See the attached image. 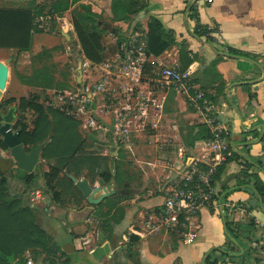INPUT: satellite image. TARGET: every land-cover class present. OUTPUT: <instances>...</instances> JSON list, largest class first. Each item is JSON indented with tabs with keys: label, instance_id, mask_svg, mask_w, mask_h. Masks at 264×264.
<instances>
[{
	"label": "crops",
	"instance_id": "crops-1",
	"mask_svg": "<svg viewBox=\"0 0 264 264\" xmlns=\"http://www.w3.org/2000/svg\"><path fill=\"white\" fill-rule=\"evenodd\" d=\"M111 1L79 0L62 13L67 28L71 27V10H80L77 4L81 3L97 16L98 25L106 31L101 38L103 44H109L117 34L124 35L129 31V25L112 17ZM146 3V8L132 15L133 21L145 31L147 16H153L173 36V41L163 52L156 56L150 54L153 66L176 67L185 72L188 80H194L203 93L215 96L213 108L218 112L234 152L223 164L215 184L217 190H224V198L245 205L243 214L233 215L244 235L232 244L228 243L225 221L229 219L211 207H201L193 217L191 227L197 236L191 244L183 243L181 233L152 228L167 191L175 187L178 176L191 162L205 152L204 139L201 136L193 139L201 121L189 106L186 92L180 86L149 79L138 84L141 92L150 99V105L146 127L133 133L135 140L128 139L121 145L105 139V144H93L99 154L109 157V181L100 183L99 178H95L91 183L86 171L80 177H74L86 179L92 190L97 189L94 197L110 191L118 196L117 205L121 206L122 213L111 225L108 238L99 229L97 234L90 231L89 220L95 204H90L83 196L86 206H71V199L57 206L45 190L38 201L31 204L34 208L42 205L41 212L33 210L35 223L46 232L47 227L55 224L52 223L54 220L64 219L70 229L66 237L82 235L85 231L89 237L91 233L95 234L94 240L83 239L82 250L74 248L83 254L84 258L79 261L85 264H203L204 256L213 249L225 253L218 257V264H264L262 249L254 254L247 252L248 241L264 240V194L259 196L250 189L232 187V178L242 167L244 156L260 160L259 170L256 167L249 170L257 171L264 184V0H146ZM55 20L60 25L57 16ZM106 26L115 29L116 34ZM199 28L205 32L197 35L194 30ZM60 29L64 30L62 26ZM59 34L65 46L67 39H74L77 54L82 57L72 29L69 35L63 31ZM228 49L248 56L231 55ZM180 53L183 61L191 60L184 69L178 60ZM7 74L6 67V81ZM219 81L224 84L222 91H219ZM78 131L84 138L91 133L83 130L80 124ZM170 142L172 146L166 150V143ZM162 146L163 150L158 148ZM123 153L128 161L122 163ZM163 158L166 159L163 161ZM41 162L42 168L32 182L44 184L41 173L48 171V165ZM12 173L10 178L5 177L9 195L18 192H13L11 185L15 189L21 185L19 176ZM30 260L35 264L33 259ZM23 264H26V256Z\"/></svg>",
	"mask_w": 264,
	"mask_h": 264
},
{
	"label": "trees",
	"instance_id": "trees-1",
	"mask_svg": "<svg viewBox=\"0 0 264 264\" xmlns=\"http://www.w3.org/2000/svg\"><path fill=\"white\" fill-rule=\"evenodd\" d=\"M12 1H19L21 4L12 7H0V49H14L19 52L28 50L31 45L32 35L42 31V25L38 20L39 16L47 15L49 17L48 21L52 24L50 28L56 30L53 18L61 16L64 11L79 0ZM77 5L80 10L75 8L71 10L73 12H71L72 32L75 35L82 55L91 62H98L102 60L104 48L107 46L101 41L102 35L106 31L98 25L97 16L91 13L86 5L81 3ZM146 7V0H112L110 11L113 18L126 22L130 29L132 27L140 29L138 23L133 21L132 15ZM145 25L147 52L156 56L171 44L173 41L172 33L164 30L162 24L150 15L147 16ZM194 32L199 35L204 33L205 30L199 28L195 29ZM121 37L119 34L116 35L117 39ZM227 52L236 56H248L246 53L234 49H228ZM180 56L181 53L178 55V60L181 64V69H184L191 60L187 58L183 61ZM150 70L151 66L147 63L144 71L149 73ZM193 81L190 80L191 83H194ZM219 83L221 86L219 91H222L224 84L222 81H219ZM41 85L44 89L52 88L55 90H62L67 87L65 84L61 86L53 85L50 80L48 83H42ZM203 98L207 103L212 104L215 96L203 93ZM12 102L13 98H7L0 102V111L5 110ZM28 108L37 113L31 130L26 128L23 123L18 124L17 121L11 124V129L17 131V136L25 149L39 146V158L48 165V171L41 173V176L45 190L55 204L64 205V201L67 198L75 202L83 199L80 191L66 176V173L78 178L83 171H86L85 175L91 183L95 178L101 179L103 183L109 181V157L89 150V147L94 142L100 144L107 142L102 138V132L93 131L87 138H84L78 131L79 123L77 120L41 104H31L29 100L23 97L16 101L15 116L16 111L21 113ZM44 109H48V111L45 112ZM196 127L197 132L193 139L201 136L204 140H207L209 132L206 127L203 124H198ZM224 140L230 150L228 160L234 155V152L230 149L226 136ZM0 148L5 150L1 139ZM247 157H243L242 167L233 176L232 187L242 190L250 189L257 195L262 196L264 194V184L260 180L257 171L249 170L251 167H256L259 170L261 162L259 159ZM222 166L223 164L217 167L213 175L214 180L219 179ZM36 170L37 168L35 167L34 171L30 173L21 171V181L25 184H30L37 176ZM5 184V175L0 174V264L24 263L27 254L34 261L37 258H41L42 262L55 264L53 258L47 257V259H44L40 255L45 253L48 256L55 251L53 250L54 247H48V236L35 223L32 209L21 202L20 195H9ZM219 193L225 197V194L223 195L224 190H219ZM117 199L118 196L110 194L103 197L97 204L92 205V215L98 218L97 227L103 232L105 238H108L111 232V225L121 217V206L117 205ZM235 217L233 216L232 219L225 221L226 235L230 244L245 233L239 229V224ZM253 241L257 242L258 240ZM249 244L250 241L247 243V252L249 254H254L257 250H263L264 248V242L256 248L250 247ZM224 254V251L213 249L204 256L203 264H218V257ZM61 255L65 256V253L61 251ZM59 264L70 263L64 257Z\"/></svg>",
	"mask_w": 264,
	"mask_h": 264
},
{
	"label": "built area",
	"instance_id": "built-area-1",
	"mask_svg": "<svg viewBox=\"0 0 264 264\" xmlns=\"http://www.w3.org/2000/svg\"><path fill=\"white\" fill-rule=\"evenodd\" d=\"M38 20L41 25L44 24L43 16H39ZM58 31L67 32L61 29ZM66 41L69 42L68 39ZM106 45L104 57L98 62L79 56L77 74L70 86L62 90H51L45 99V106L77 120L83 130H98L104 139L122 145L127 142L130 134L146 127L150 99L141 92L138 86L140 81L149 79L182 87L187 94L189 106L208 130L209 138L204 140L205 154L194 159L178 176L175 187L167 191L152 228L181 233L183 243L191 244L197 236L196 230L191 227L192 219L201 207H211L229 220L235 214H243L245 205L227 200L216 188L213 175L217 167L226 162L230 150L224 140L225 132L218 112L211 103L204 100L198 86L191 83L185 72L176 67L153 66L147 52L145 32L141 28L132 27L118 39L113 36ZM71 50L72 47L67 44L65 51L70 53ZM147 63L151 66L149 73L144 71ZM99 95L109 100L110 111L103 109L104 114L109 113L107 118L102 117L97 104L93 102ZM92 113L100 120L95 119ZM39 198V190H34L30 197L31 204ZM263 242L251 241L249 245L256 248ZM26 264H32L28 255Z\"/></svg>",
	"mask_w": 264,
	"mask_h": 264
},
{
	"label": "rangeland",
	"instance_id": "rangeland-1",
	"mask_svg": "<svg viewBox=\"0 0 264 264\" xmlns=\"http://www.w3.org/2000/svg\"><path fill=\"white\" fill-rule=\"evenodd\" d=\"M7 1L4 2L0 0V7L11 6L13 4L17 5L19 3L18 1L16 3L14 2L9 3ZM43 17H44V24L42 25L41 28L42 31L39 33H34L32 35L31 45L28 50L17 52L14 49H0V65L3 66L6 65L7 73H8L6 85L2 90V92L0 93V102H2L7 98H13V102L11 103V105L15 106L17 99L23 97L29 100L31 104L37 103V104H41L42 106H45V99L51 94L52 88L44 89L43 87H41L42 86L41 84L48 83V81L50 80L51 84L53 85L61 86L65 84L68 87L70 86V83H72L73 77L77 74L76 66L80 59L77 54V44L74 41V39H72V41L69 40L70 42H68V44L70 43L72 50L70 51V53L66 52L64 49L65 45L62 43L60 39L59 31H57V28L60 30V27L62 26L64 30L66 29L67 35H69V32L72 29V25L70 28H67V25L65 24V19H63V15L61 14V16H58V19H60L59 20L60 25H58L56 20L53 18V22H54L53 24L58 25L59 27L56 26V30L54 28L52 30L50 28L52 24L50 23V21H48L49 17L47 15ZM93 102L97 104L98 106L97 110L102 115V117L107 118L109 116V113L104 114L103 109L106 111H110L109 100H107V98L103 99V97L99 95L97 97V100L94 99ZM44 110L45 112L48 111V109H44ZM36 116L37 113L29 108L27 110H23V112L21 113H18L16 111V116L12 120L11 124L17 121L18 124L23 123L26 126V128L31 130ZM92 116L95 117V119L100 120V118L94 115L93 113ZM133 137H134L133 134H130L129 140L134 141L135 139ZM93 144L94 143H92L91 147H89V150L97 152L98 150H96V148L93 147ZM166 146H168L166 147L167 148L166 150H169L172 146L171 142L166 143ZM163 147L164 146L158 148L163 150L162 149ZM0 156H2L3 158H7L8 153L0 148ZM123 156L124 158L122 163L124 161H128L126 154L123 153ZM165 159L166 158H163V161ZM40 162L41 160L39 158V162H37L35 165L37 168L36 173L37 171L39 173L42 168L43 163ZM167 163L169 162L167 161ZM154 166L157 167V165ZM12 171L16 176L18 175L20 179V176L22 175L21 170L16 168L14 169L13 167L4 173L5 177L10 178L13 175ZM19 181L21 185L18 189H15L12 185L10 189L13 192L18 191L14 194L15 195L20 194L21 202L25 206L31 208L32 211L37 209L39 212H41V210L39 209L41 208L42 205L38 204L39 208L36 206L35 208L32 207L30 202V197L32 196L34 190H39L40 194L44 193L45 192V187L43 186L44 184L41 181H39V182H32L29 185H27L24 184L21 180ZM67 200H70V198H67ZM69 203L70 205L72 204L71 206H75L78 208L82 206H86V202L82 201L81 199L78 200L77 202L71 199ZM52 223L55 224H53L52 227L46 228V234L48 236V247L49 248L54 247L53 250L55 252L53 254H49L48 256L45 253H41L40 255L44 259H47V257L53 258L55 264H59L62 258L64 257L68 260L69 263L77 262L80 259L82 260L84 258L83 254H81V252L79 253V251L74 250V248L76 247L78 248V250L83 249L82 246V243L84 242L83 239L89 237L87 236V232L85 231L82 235H75L73 237L70 235L66 237L69 226H67V223L64 222V219L54 220ZM97 223H98V218L96 216L91 215V219L89 220V225L91 226L90 231H94L96 232V234L98 232ZM95 236H96L95 234L91 233L89 238L91 240H94ZM61 251L65 253V256L62 255L60 256ZM18 264H23V262Z\"/></svg>",
	"mask_w": 264,
	"mask_h": 264
},
{
	"label": "water",
	"instance_id": "water-1",
	"mask_svg": "<svg viewBox=\"0 0 264 264\" xmlns=\"http://www.w3.org/2000/svg\"><path fill=\"white\" fill-rule=\"evenodd\" d=\"M107 30H111L113 34H116L115 29H110L106 26ZM0 86L3 83L4 67L0 65ZM79 73V72H78ZM15 117V106L10 105L5 110L0 111V139L2 144L5 146V151L8 153L7 158L0 156V174H4L11 167H15L24 173L32 172L36 163L39 160V147L34 146L25 149L21 144L20 139L17 136V131L11 130V123ZM69 179L73 182L74 186L80 191L81 195L86 198L90 204H97L103 197L110 195L105 192L97 196H93L97 189L92 190V188L87 183L86 179L76 180L73 176L68 174ZM101 183V180L99 179ZM249 191V190H248ZM251 191V190H250ZM94 197V198H93ZM35 264H49L47 262H42L41 258H37ZM70 264H85L83 261L73 262Z\"/></svg>",
	"mask_w": 264,
	"mask_h": 264
},
{
	"label": "bare ground",
	"instance_id": "bare-ground-1",
	"mask_svg": "<svg viewBox=\"0 0 264 264\" xmlns=\"http://www.w3.org/2000/svg\"><path fill=\"white\" fill-rule=\"evenodd\" d=\"M4 67V76H3V83H2V86H0V93L2 92V90L4 89V86H5V82H6V66H3ZM1 74V73H0Z\"/></svg>",
	"mask_w": 264,
	"mask_h": 264
},
{
	"label": "flooded vegetation",
	"instance_id": "flooded-vegetation-1",
	"mask_svg": "<svg viewBox=\"0 0 264 264\" xmlns=\"http://www.w3.org/2000/svg\"><path fill=\"white\" fill-rule=\"evenodd\" d=\"M7 108V107H6ZM76 251H78L77 249H76Z\"/></svg>",
	"mask_w": 264,
	"mask_h": 264
}]
</instances>
